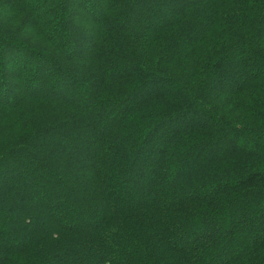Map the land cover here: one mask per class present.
Masks as SVG:
<instances>
[{
  "label": "trees",
  "instance_id": "16d2710c",
  "mask_svg": "<svg viewBox=\"0 0 264 264\" xmlns=\"http://www.w3.org/2000/svg\"><path fill=\"white\" fill-rule=\"evenodd\" d=\"M69 4L0 0V264H264V0Z\"/></svg>",
  "mask_w": 264,
  "mask_h": 264
},
{
  "label": "rangeland",
  "instance_id": "374dc122",
  "mask_svg": "<svg viewBox=\"0 0 264 264\" xmlns=\"http://www.w3.org/2000/svg\"><path fill=\"white\" fill-rule=\"evenodd\" d=\"M78 1L80 3V7L81 8H86L88 10V12L86 13L87 15H84L83 12H80L81 15L78 18L77 16H75V14L73 12L71 13V11H73L74 8L72 7V5L70 6V4H69V5H67V10H65V11L63 10V14H62V16H60L61 19L63 18L66 21H68L75 29L77 28V26H79L81 24V22L79 20H77V19L83 20V19H86V18H90L91 14L95 15L96 17H100V18L103 17V10H104L103 7H104V4H105V0H88V5H85V3H82V0H78ZM102 1L104 2L103 4H102ZM174 2H176V1H174ZM178 3H176L175 5L173 3V5L175 7H177V6H179ZM175 7H173V8H175ZM158 9L159 10H158V12H155V15L149 14L146 17H144L143 19H141L140 22L141 23H146L147 22L149 25L153 26V24H157L159 22L161 15L162 16H164V15H166V16L168 15L169 16V14L172 12V8L171 9H168L166 6H164L162 4H158ZM68 10H69L70 13L68 12ZM70 14L72 16H70ZM56 18H58V16ZM48 19H51L52 20L54 18H53V16H51ZM82 37H85L84 38L85 39V46H84L83 49L77 51L76 52V55L77 56H81L82 55V57H85L86 58V57H88L90 55L91 52H94L95 53L94 48H92V44L95 41V38L96 37H94V35L91 34L90 30L89 31L86 30V32H83ZM55 38L57 39V38H61V37H59L58 34H55ZM95 54H97V53H95ZM73 58H76V56L73 55ZM1 62H2L1 64H3L4 68L6 69V71H8V68H7L8 67V64L6 62L5 56L3 57V59L1 60ZM237 63L238 62H231V64H235V65H232V68H231L232 70L237 69V66H238ZM255 68H259V66L256 65ZM250 69L255 70L254 67L253 68L251 67ZM27 70H29V68L26 69V72H30V71H27ZM55 80H57V79H55V77H54L52 81H55ZM35 81L38 82L37 79H35ZM35 81L29 80V79H27V77L23 78V88H24V90H26V89L29 90V88L30 89H33L34 88L33 83ZM50 82L51 81H49V80H48V82L47 81H43L42 84L40 85L41 89H44L46 85H50ZM11 85H14L13 80H11V78L7 77L6 74H4V75L0 74V101L1 102H3V100L5 99L4 93L2 91L3 88L11 89ZM19 94H21V92H19V91L18 92H13L12 95H10V97L11 96H14L13 98H15ZM68 96H75V94H74V92L72 93L70 91L69 94H68ZM96 133L93 132V131H91L89 133L90 134V137H92L93 135H96ZM81 145L82 144L79 143L78 146H75V148L69 147L66 150H67L68 153H72L74 155L75 153H78L81 150H84L83 146H81ZM183 151L184 152H188L189 151V148L183 147ZM55 152L58 153V151H55ZM75 164H77V163H75ZM208 164H211V163L208 162ZM196 167H197V165H196ZM203 169H204L203 166L199 168V170H203ZM186 176L187 175H183L184 178ZM111 180H112V178H111ZM91 190L92 189L90 188L89 191H91ZM89 196H91V195H89V192L86 195V197L83 196V200H84L85 203L90 202L89 201ZM117 196H119V195H117ZM120 196H121V199H119ZM120 196H119L118 199L119 200H122V202H127V200H129V199H131V198L134 197V195L130 191H124V190H123V192L120 191ZM151 203H152V198L149 197L147 199V204L149 205ZM1 212H2L3 215H5V212L4 211H1ZM19 229H21V228H19ZM10 240L11 241H14V239H10ZM190 240H191V237L188 238V243H190ZM234 248H235V250H239L240 249V244H238V246L236 245Z\"/></svg>",
  "mask_w": 264,
  "mask_h": 264
}]
</instances>
